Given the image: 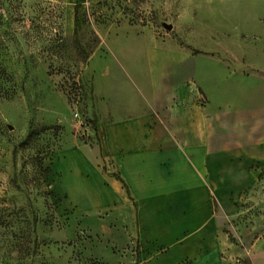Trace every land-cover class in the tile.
Segmentation results:
<instances>
[{"label":"crops","instance_id":"0c3cea01","mask_svg":"<svg viewBox=\"0 0 264 264\" xmlns=\"http://www.w3.org/2000/svg\"><path fill=\"white\" fill-rule=\"evenodd\" d=\"M215 53L150 51L114 87L96 140L50 163L58 211L120 251L97 250L108 263L136 246L138 264H264L232 231L264 217V61Z\"/></svg>","mask_w":264,"mask_h":264},{"label":"rangeland","instance_id":"374dc122","mask_svg":"<svg viewBox=\"0 0 264 264\" xmlns=\"http://www.w3.org/2000/svg\"><path fill=\"white\" fill-rule=\"evenodd\" d=\"M173 48L263 62L264 0H0V264L121 255L58 211L49 165L71 140L94 142L114 87ZM233 221L236 245L264 256V217ZM115 264H138L137 247Z\"/></svg>","mask_w":264,"mask_h":264},{"label":"built area","instance_id":"2783aa9c","mask_svg":"<svg viewBox=\"0 0 264 264\" xmlns=\"http://www.w3.org/2000/svg\"><path fill=\"white\" fill-rule=\"evenodd\" d=\"M78 125H79L80 128H85V124L83 122L79 121V120H78ZM83 136H84V134H83Z\"/></svg>","mask_w":264,"mask_h":264}]
</instances>
